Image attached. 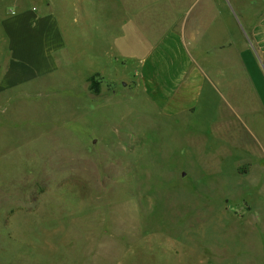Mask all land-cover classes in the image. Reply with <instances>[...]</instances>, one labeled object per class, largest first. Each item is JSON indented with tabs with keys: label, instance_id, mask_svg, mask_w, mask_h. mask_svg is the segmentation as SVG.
<instances>
[{
	"label": "rangeland",
	"instance_id": "obj_1",
	"mask_svg": "<svg viewBox=\"0 0 264 264\" xmlns=\"http://www.w3.org/2000/svg\"><path fill=\"white\" fill-rule=\"evenodd\" d=\"M53 2L70 52L0 90V264H264V114L242 65L248 50L264 76L249 37L264 0ZM47 3L0 0V78L4 17ZM197 26L222 86L166 117L148 55L173 30L194 53Z\"/></svg>",
	"mask_w": 264,
	"mask_h": 264
},
{
	"label": "crops",
	"instance_id": "obj_2",
	"mask_svg": "<svg viewBox=\"0 0 264 264\" xmlns=\"http://www.w3.org/2000/svg\"><path fill=\"white\" fill-rule=\"evenodd\" d=\"M91 2L96 6L99 0H91ZM53 6V0H48L45 11H39L38 6L33 4L31 7H22L15 15L4 17L2 22L9 45V60L0 78L1 91L13 90L51 76L59 69V55H67L70 52L67 36L59 25ZM192 30L191 43L196 45L194 53H189L186 49L185 34L173 30L169 34L170 38L163 37L158 48L147 58L151 62L154 55L159 52L154 62L160 63L168 71L167 81L165 78L162 81L158 79L156 85L147 88L146 92L154 97L157 110L166 117L178 118L184 112L193 110L198 94L206 81L214 88L222 86L221 71L222 69L225 71L224 68L219 67L215 70L204 67L203 63L209 60L210 56L203 52L200 45L202 29L197 26ZM249 37L251 46L264 58V18L250 29ZM242 55H244L242 58L244 71L252 78L258 90L259 111L263 115L262 70L254 61L250 51L246 50ZM97 72L103 74V71ZM257 78L261 80L262 85L257 83Z\"/></svg>",
	"mask_w": 264,
	"mask_h": 264
},
{
	"label": "trees",
	"instance_id": "obj_3",
	"mask_svg": "<svg viewBox=\"0 0 264 264\" xmlns=\"http://www.w3.org/2000/svg\"><path fill=\"white\" fill-rule=\"evenodd\" d=\"M92 89L94 90L95 93H99V86L94 80L92 79Z\"/></svg>",
	"mask_w": 264,
	"mask_h": 264
}]
</instances>
